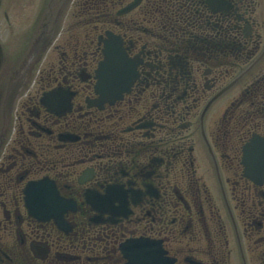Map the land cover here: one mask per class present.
Wrapping results in <instances>:
<instances>
[{"label":"flooded vegetation","instance_id":"1","mask_svg":"<svg viewBox=\"0 0 264 264\" xmlns=\"http://www.w3.org/2000/svg\"><path fill=\"white\" fill-rule=\"evenodd\" d=\"M136 1L52 0L33 44L31 0H0L2 263L127 264L146 238L174 264H264V181L242 161L264 139V0L121 12ZM109 31L138 72L120 97L96 89ZM44 178L61 221L25 205Z\"/></svg>","mask_w":264,"mask_h":264},{"label":"water","instance_id":"2","mask_svg":"<svg viewBox=\"0 0 264 264\" xmlns=\"http://www.w3.org/2000/svg\"><path fill=\"white\" fill-rule=\"evenodd\" d=\"M111 40L112 43L105 50V61L100 63L98 72L100 84L103 88L107 86L125 89L136 77V71L127 59L120 39L112 37ZM256 141L258 144L259 141ZM256 145L253 150L250 149L251 146L246 148L244 161L249 163H247V175L262 182L264 179V153L262 154L259 151L261 146ZM249 159L252 160L251 163ZM39 191L46 192L44 198L38 196L37 192ZM26 193L28 207L36 217L40 219L43 217H58L61 219L62 213L59 208L67 207V203L57 195L50 182L42 181L37 184H30ZM125 249L126 257L129 260L128 264H173L170 259L164 256V251H162L159 243L147 239L129 242Z\"/></svg>","mask_w":264,"mask_h":264},{"label":"rangeland","instance_id":"3","mask_svg":"<svg viewBox=\"0 0 264 264\" xmlns=\"http://www.w3.org/2000/svg\"><path fill=\"white\" fill-rule=\"evenodd\" d=\"M51 0H31L30 4V42L35 43L37 37L42 30L44 23V16L49 12V5Z\"/></svg>","mask_w":264,"mask_h":264}]
</instances>
